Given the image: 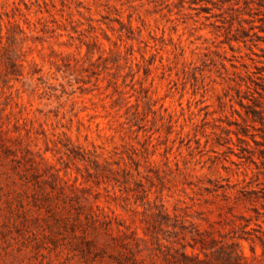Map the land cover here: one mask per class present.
Returning <instances> with one entry per match:
<instances>
[{"label": "rangeland", "instance_id": "1", "mask_svg": "<svg viewBox=\"0 0 264 264\" xmlns=\"http://www.w3.org/2000/svg\"><path fill=\"white\" fill-rule=\"evenodd\" d=\"M0 264H264V0H0Z\"/></svg>", "mask_w": 264, "mask_h": 264}]
</instances>
